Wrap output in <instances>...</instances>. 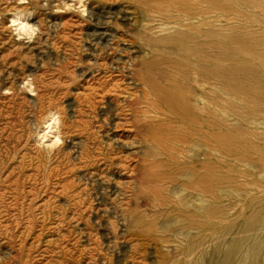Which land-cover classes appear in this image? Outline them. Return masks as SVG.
Masks as SVG:
<instances>
[{
    "label": "rangeland",
    "instance_id": "374dc122",
    "mask_svg": "<svg viewBox=\"0 0 264 264\" xmlns=\"http://www.w3.org/2000/svg\"><path fill=\"white\" fill-rule=\"evenodd\" d=\"M200 29L194 122L118 149L153 164L129 226L91 181V129L114 130L98 88ZM0 264H264V0H0Z\"/></svg>",
    "mask_w": 264,
    "mask_h": 264
},
{
    "label": "bare ground",
    "instance_id": "6f19581e",
    "mask_svg": "<svg viewBox=\"0 0 264 264\" xmlns=\"http://www.w3.org/2000/svg\"><path fill=\"white\" fill-rule=\"evenodd\" d=\"M197 1L201 3L203 0ZM249 1L255 4L259 0ZM178 4L175 2L171 7L176 8ZM181 10L183 16L188 14L186 7ZM199 12L202 14V10ZM202 36L203 31L200 29L183 33L179 37L149 38L154 49L164 47L171 49L173 56H167L161 61L164 64L162 72H156L151 62L145 64V68L132 67L128 64L127 76L123 75L120 80L108 78L109 80L100 83L107 84L98 88L105 96L110 97L107 103L108 118L114 121V130L110 128L98 131L100 133L98 135L95 128L91 129L93 143H96L95 140L101 135L105 139L103 142L99 140L96 146H91V150L94 151L91 153V166H96L91 170V181L101 184L104 191L116 193L117 198L111 205L119 210L122 222L129 226L141 222L138 203L144 199L145 192L150 188L147 182L150 177L149 168H152L153 164L142 159L145 168L135 175L134 166L131 167L126 160L129 155L127 157L121 155L118 149L122 146L136 145L137 142L142 145L152 144L158 149L171 150L172 142L180 141L174 133L180 130L172 122L175 118L188 124L194 122L193 111L196 106L192 104V107L190 104V93L186 92L185 88L189 89L195 81L194 74L198 76L199 81L205 77L206 60L204 55L200 54L204 45ZM118 67L125 69V65ZM215 72L220 74L216 70ZM110 80L114 82L109 83ZM121 80L126 86H120L121 83L118 81ZM137 92H140V95H135ZM155 111L157 113L149 117V113ZM97 127L102 126L100 124ZM186 128L190 133L193 132ZM115 130L117 132H114ZM120 130L122 132L119 133ZM198 130L201 131L199 134L203 138L204 131L201 127ZM158 191L159 188H154L155 193ZM132 202L134 205L130 206Z\"/></svg>",
    "mask_w": 264,
    "mask_h": 264
}]
</instances>
